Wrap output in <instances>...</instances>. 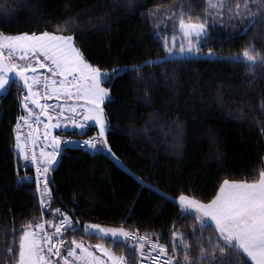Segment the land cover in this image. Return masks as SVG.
I'll list each match as a JSON object with an SVG mask.
<instances>
[{
  "label": "trees",
  "instance_id": "obj_1",
  "mask_svg": "<svg viewBox=\"0 0 264 264\" xmlns=\"http://www.w3.org/2000/svg\"><path fill=\"white\" fill-rule=\"evenodd\" d=\"M236 2L224 0L226 8ZM206 7V0H0V32L73 35L91 64L113 73L104 83L110 92L103 108L108 144L118 160L99 147L63 148L48 174L49 206L74 210L69 214L80 221L76 239L102 243L125 256L126 264L139 261L134 247L86 235L83 224L123 223L140 234L156 233L170 245L175 222L196 258L193 229L196 237L201 229L192 215L181 216L175 198L185 192L207 200L224 178L252 180L264 170V63L253 65L240 55L249 46L264 53V8L249 0L244 23L253 22L245 29L236 19L213 22ZM181 13L207 21L201 48L212 49L214 56L145 63L165 56L164 37L178 32ZM135 65L141 66L138 71L126 70ZM23 94L17 81L0 94V264H15L8 249L18 246L22 225L54 218L42 212L34 185L23 181L30 170L21 169L23 159L15 149L17 121L26 114ZM96 132L91 124L54 134L82 138ZM212 233V226L203 229L205 248ZM65 235L70 240L73 233ZM178 252L182 260V245Z\"/></svg>",
  "mask_w": 264,
  "mask_h": 264
},
{
  "label": "snow or ice",
  "instance_id": "obj_2",
  "mask_svg": "<svg viewBox=\"0 0 264 264\" xmlns=\"http://www.w3.org/2000/svg\"><path fill=\"white\" fill-rule=\"evenodd\" d=\"M206 3L205 15L211 16L213 22L221 17V24L236 19L245 29L253 22L244 23L243 13L249 8V0H243V4L237 0L234 8H226L224 0H206ZM259 5L264 8V0H259ZM208 28L206 20L191 16L185 19L181 13L178 32L174 30L171 35V46L168 36L164 37L165 56L145 63L166 62L169 57L199 53L198 45L206 37ZM208 51L211 54L212 49ZM240 55L250 64L264 63V53L252 46L242 49ZM140 67L126 66V70L138 71ZM41 69L46 71H39ZM9 73H13L26 90L20 100L26 115L17 121L15 149L20 157L35 167L36 191L40 194L42 212L48 210L54 214L51 220L41 219L39 223L30 221L22 225L18 246L8 249L15 264H126V257L117 255L112 248L76 239L74 233L80 231V221L79 218L73 220L74 210L62 211L49 206L52 189L48 174L61 154L62 145L72 143L70 138L53 134V129L64 124L82 130L89 121H94L97 132L81 143L91 149H97L99 144L118 160L108 144L107 121L102 106L110 92L104 83L113 73L91 64L76 46L73 35L47 30L39 33L0 32V90L9 84ZM52 100L64 103L44 102ZM42 116L47 119L41 120ZM21 122L28 127V140L19 130ZM40 124H43V133H40ZM39 139L50 141V144L46 143L37 152L35 146ZM28 142L33 146L31 152L27 148ZM49 147L51 151L47 150ZM137 180L145 183L140 177ZM176 199L181 216L192 215L201 229L200 237L195 236L193 229V237L199 246L196 258L190 255L191 245L185 234L175 229V222L170 231V245L161 243L156 233L146 231L140 234L139 229L129 230L123 223L118 227L84 223V234L111 238L114 243H125L129 249L134 247L139 264H264V170L252 180L224 178L215 194L207 200L185 192H180ZM206 226L213 227L212 235L207 238V248L201 242ZM69 231L73 233L70 240L65 235ZM181 245L182 260L178 252ZM169 247L171 255L168 254Z\"/></svg>",
  "mask_w": 264,
  "mask_h": 264
},
{
  "label": "built area",
  "instance_id": "obj_3",
  "mask_svg": "<svg viewBox=\"0 0 264 264\" xmlns=\"http://www.w3.org/2000/svg\"><path fill=\"white\" fill-rule=\"evenodd\" d=\"M40 71H46V70L41 69ZM44 102H47V103H58L55 100H52V101H44ZM33 108H34V110H36L35 107H33ZM65 115H70V114L69 113H65ZM41 120H45L43 116L41 117ZM89 126H90V122H88V126L85 129H87ZM39 129H40V133H43V131H44L43 124H40L39 125ZM60 129H75V128L73 126H71V125H64V124H62L61 127H60ZM85 129H82V130H85ZM20 131L22 133H24L25 140H28L29 139L28 138V135H27V133H28V127H27L26 124H23L22 125ZM92 136L93 135L88 136V137H82V138L75 137V136H66L67 138H70L71 139L72 143H70V144H63V147L75 146V147H83V148H85L87 150H90V151H95L97 149H91L90 147H88V146L84 145L83 143H81L82 141L87 140L89 137H92ZM46 143L50 144V141L46 142L43 139H39L38 142H37V144H36V146H35L37 152L39 151L40 148L44 147ZM98 146H99V144H98ZM27 148H28V151L31 152L33 146H32V144L30 142H28ZM47 150L48 151H51V148L49 147ZM21 169L24 170V171H29L30 170V173H28V174H26V175L23 176V178H24L23 181H24V183H27V184H33L34 187H35V189H36L37 186H36V182H35V175H36V173H35V167L33 165H31L30 161H25L23 159V162L21 164ZM37 194H38L39 199H40V194L38 192H37ZM137 264H139V261H138ZM146 264H147V262H146Z\"/></svg>",
  "mask_w": 264,
  "mask_h": 264
},
{
  "label": "rangeland",
  "instance_id": "obj_4",
  "mask_svg": "<svg viewBox=\"0 0 264 264\" xmlns=\"http://www.w3.org/2000/svg\"><path fill=\"white\" fill-rule=\"evenodd\" d=\"M172 25V24H171ZM170 25V26H171ZM165 26V28H167V26H169V24H165L164 25ZM178 27V24H177V26H176V28ZM168 38H169V46H171V37H169L168 36ZM178 39H179V37H178ZM193 43H196V41L194 40L193 41ZM199 48H200V51H199V53H189V54H187V55H185V56H179V57H201V56H206V57H213L214 56V54L211 52V54H209V52H204L203 50H202V48H201V42L199 43ZM179 47V45L177 44V48ZM169 58H173V57H169ZM108 79V78H107ZM105 86V85H104ZM106 87V86H105ZM6 88H7V86H6ZM5 91H6V89H4V90H0V94L2 95V94H4L5 93ZM103 106V105H102ZM104 116H105V119H106V121H107V129H108V127H109V121H108V119H107V116H106V114H105V112H104ZM93 123L92 124H94L95 125V122L94 121H92ZM96 126V125H95ZM96 128H97V126H96ZM107 129H106V131H107ZM97 130H98V128H97ZM62 138H64V137H62ZM99 149H101V150H103V151H105L106 153H108L109 154V152L103 147V146H99Z\"/></svg>",
  "mask_w": 264,
  "mask_h": 264
},
{
  "label": "water",
  "instance_id": "obj_5",
  "mask_svg": "<svg viewBox=\"0 0 264 264\" xmlns=\"http://www.w3.org/2000/svg\"><path fill=\"white\" fill-rule=\"evenodd\" d=\"M9 84L7 85V88H6V91H5V93L3 94V95H6L8 92H9V90H10V87H11V84H12V82L13 81H17V78L14 76V74L13 73H9ZM23 88V87H22ZM23 90H24V92H25V94H26V90L23 88ZM45 119H47V118H45ZM52 132H53V134H54V129L52 130ZM62 147H61V152H62ZM60 156H61V154L58 156V160H57V163H59V161H60Z\"/></svg>",
  "mask_w": 264,
  "mask_h": 264
},
{
  "label": "crops",
  "instance_id": "obj_6",
  "mask_svg": "<svg viewBox=\"0 0 264 264\" xmlns=\"http://www.w3.org/2000/svg\"><path fill=\"white\" fill-rule=\"evenodd\" d=\"M75 42V41H74ZM76 44V43H75ZM59 103H64V101H59ZM26 115V114H25ZM22 124H23V122H21ZM91 123H93L92 121H91ZM94 125V124H93ZM21 128V127H20ZM20 128H19V130H20ZM57 160H58V157H57ZM57 160H56V162L54 163V165L57 163ZM175 201L177 202V199L175 198ZM98 255L100 254L99 252L97 253Z\"/></svg>",
  "mask_w": 264,
  "mask_h": 264
},
{
  "label": "bare ground",
  "instance_id": "obj_7",
  "mask_svg": "<svg viewBox=\"0 0 264 264\" xmlns=\"http://www.w3.org/2000/svg\"><path fill=\"white\" fill-rule=\"evenodd\" d=\"M78 130V129H77Z\"/></svg>",
  "mask_w": 264,
  "mask_h": 264
}]
</instances>
